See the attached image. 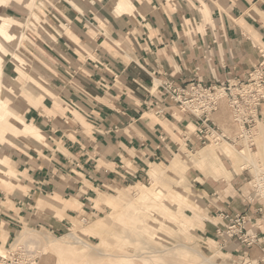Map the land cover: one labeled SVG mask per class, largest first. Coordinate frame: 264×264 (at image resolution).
<instances>
[{
  "label": "crops",
  "instance_id": "1",
  "mask_svg": "<svg viewBox=\"0 0 264 264\" xmlns=\"http://www.w3.org/2000/svg\"><path fill=\"white\" fill-rule=\"evenodd\" d=\"M88 2L64 6L68 31L37 48L45 60L67 62L38 71L47 91L21 102L23 118L43 138L11 134L0 142L15 170L13 178L0 179V250L24 229L62 234L75 219L100 215L106 195L152 180L154 163L203 145L196 122L160 95L163 80L177 86L197 77L208 86L246 81L263 60L264 0H133L132 13L120 15L102 0ZM211 118L228 136L235 133L225 102ZM227 164L209 175L191 173L203 213L212 218L202 215L196 228L240 254L239 243L232 247L236 240L220 235L228 222L222 216L253 215L260 203L247 202L246 178ZM258 232L264 240V222ZM263 245L249 249L253 258Z\"/></svg>",
  "mask_w": 264,
  "mask_h": 264
},
{
  "label": "rangeland",
  "instance_id": "2",
  "mask_svg": "<svg viewBox=\"0 0 264 264\" xmlns=\"http://www.w3.org/2000/svg\"><path fill=\"white\" fill-rule=\"evenodd\" d=\"M88 1L90 0H0V22L8 20L11 25V36L8 39L0 35V95L9 101L0 109V142L7 141L11 134L22 136L19 128H28L32 124L23 118L24 106L21 102L28 101L29 98L31 101L33 95L47 91L45 79L40 72L67 63L61 56L51 58L52 61L43 59L39 55L41 51L37 49L39 44L48 39L55 40V35L61 34L63 29L68 31L62 14L64 6L70 3L80 9L78 4ZM102 1L108 3L110 10L113 13L116 11L115 14L118 15L130 14L135 9L133 0H125L129 8L121 0ZM262 129L264 123H258L252 148L234 146L224 140H211L193 152L184 147L182 150H186V162L178 170L172 168V158L166 164H158L168 172L156 183L161 187L159 191L152 192L154 181L149 176L145 183L134 188L106 195L105 199L111 201L105 200L108 208L103 213L86 218L85 221L75 219L70 229L62 234L47 233L36 228L24 229L12 246L8 249L1 248L0 264H9V252H15L22 246L35 250V264H249L256 259L251 256V252L247 254L248 257L241 256L236 250L228 253L227 249L219 248L215 240L197 232V222L202 223V215L206 219L212 218L203 213L205 203L197 189L200 186L194 185L191 173L200 169L209 175L214 168L220 165L222 167L228 161L239 175L246 178L244 190L249 188L254 192V186L255 193L264 204ZM33 136L34 140L43 138L37 127ZM202 148L213 151L210 152V158L198 161L199 164L196 163L197 152ZM243 149L251 152L249 162L239 156L238 152ZM229 151L235 152L238 159L234 160ZM215 156H219L215 160L216 165L212 164ZM0 158L5 160L11 176L7 178L0 167V179L7 181L15 176V170L3 153H0ZM226 179L229 182L230 177L227 176ZM259 179L263 181L262 187L259 186ZM174 197L179 198L180 202ZM111 213L112 216L109 217ZM99 220H108L107 232L103 234L107 238L103 244L98 235L87 232ZM237 245L238 242L235 241L232 247ZM26 259L20 258L17 264H29Z\"/></svg>",
  "mask_w": 264,
  "mask_h": 264
},
{
  "label": "built area",
  "instance_id": "3",
  "mask_svg": "<svg viewBox=\"0 0 264 264\" xmlns=\"http://www.w3.org/2000/svg\"><path fill=\"white\" fill-rule=\"evenodd\" d=\"M262 51V50H261ZM263 60L255 67L246 81L237 78L227 79L215 85H205L199 77L193 79L185 86H177L171 80H163L160 84V95L174 101L175 106L183 113L189 115L197 126L195 135L198 140L206 144L215 141H227L234 146H254V136L258 123H264V52ZM212 54L207 53L205 60L211 61ZM226 102L235 133L228 136L212 121V115L219 111L221 103ZM158 113L164 112V108H158ZM253 191L246 196L249 204L256 201L260 205L253 215L238 213L234 216L223 215L227 225L221 236L236 240L241 246V253L247 256L249 249L260 243H264L258 232V224L264 222V204L261 198ZM87 220L86 218L82 219ZM263 221V222H261ZM220 231V230H219ZM9 264H17L20 258L26 259L29 264H35V250L28 246H22L18 250L10 251ZM34 258V259H32ZM249 264H264V245L259 258Z\"/></svg>",
  "mask_w": 264,
  "mask_h": 264
},
{
  "label": "bare ground",
  "instance_id": "4",
  "mask_svg": "<svg viewBox=\"0 0 264 264\" xmlns=\"http://www.w3.org/2000/svg\"><path fill=\"white\" fill-rule=\"evenodd\" d=\"M117 1H120V0H117ZM121 2H124L125 3V5H126V7H130L129 6V4L125 1V0H121ZM115 13H116V11H114ZM11 25H10V23H9V21L8 20H3L2 22H0V35H3V38H5V39H8L10 36H11V34H10V30H9V27H10ZM33 90V89H32ZM30 91V90H29ZM35 91V90H34ZM37 92V91H36ZM30 94H31V92H29ZM35 94V93H34ZM33 95V94H32ZM32 97H36V95H33ZM42 98V95L41 94H39V96H37L35 99H41ZM32 99H34V98H32ZM9 103V101L7 100V99H3L2 97H1V95H0V109H1V107L3 106V105H7ZM263 127V126H262ZM19 128V127H18ZM260 128V127H259ZM35 129H36V127H35V125L32 123L28 128H19V132L22 134V136H25V138L26 139H33V134L35 133ZM259 130V129H258ZM260 133V132H259ZM261 135H262V137L264 136V129H262L261 130V133H260ZM259 134V135H260ZM256 136V135H255ZM259 137V136H258ZM263 141V140H262ZM264 143V142H263ZM264 145V144H263ZM224 148L225 149H227V147H225L224 146ZM228 150V149H227ZM246 150L247 149H243V150H241V151H239L238 153H239V156H240V158H242V160H244V161H250V156L249 155H251L250 153V151H248L247 150V152H246ZM213 150H211V151H207V150H205V148H202V149H200L198 152H197V160H196V163H199L200 162V160H207L208 158H210V156H211V154H210V152H212ZM215 151V150H214ZM230 152V151H229ZM231 153V157L234 159V160H236V158L238 159V156L235 154V152H230ZM255 155V154H254ZM220 156V155H219ZM219 156H215L214 158H213V160L215 161L216 160V158L217 157H219ZM186 150H182V151H180L179 153H176V154H174V156L172 157V159H171V166H172V168L173 169H175V170H178V168H179V166L181 165V164H183V163H185L186 162ZM212 159V158H211ZM232 159V160H233ZM263 159V158H262ZM218 160V159H217ZM199 161V162H198ZM243 161V162H244ZM235 162H237V161H235ZM6 162H5V160H1V158H0V167L2 168V170L4 171V175L8 178V177H11L10 176V173H9V171H8V168H7V165L5 164ZM216 163V161L215 162H212V164H215ZM220 163V162H219ZM218 163V164H219ZM200 164V163H199ZM223 164V163H222ZM216 165V164H215ZM220 165V164H219ZM218 165V166H219ZM243 166V165H242ZM255 166V165H254ZM257 166V165H256ZM220 167H221V165H220ZM150 175H152V180L154 181L153 182V185H152V192L153 193H155L156 191H159L160 190V186L158 185V184H156L157 183V181L158 180H160L161 178H163V177H165L167 174H168V172H166V169H164L163 167H161L160 165H158V164H153V166H152V169H151V171H150ZM262 178V177H261ZM262 180V179H261ZM259 181H260V179H259ZM263 182V181H262ZM261 181L259 182L260 184H259V186L260 187H262L263 186V183H262ZM259 187V188H260ZM104 193V192H103ZM148 195H145V197H147ZM172 197V196H171ZM178 197V196H177ZM173 199H175V200H177V201H179L180 202V199L179 198H173ZM106 201H111L110 199H106ZM193 215V214H192ZM112 216V213L109 215V217H111ZM108 223V220H107V222H104L103 220H99V221H96L94 224H92L91 226H90V228L88 229V231L87 232H89V233H92V234H94V235H98V237L100 238V242L103 244V243H105L106 242V238H107V236H103V234L104 233H106L107 232V226H106V224ZM80 232V231H79ZM80 234H82V235H85V234H83L82 232H80ZM122 239V238H121ZM84 244L85 245H87V246H89V247H91V245L89 244V243H86V242H84ZM147 250V249H146ZM160 251H162V250H160ZM194 251V250H193ZM148 253H150V251H147ZM157 260V259H156ZM207 261H208V259H207ZM158 262V261H157ZM210 263H211V260H210ZM216 264V263H215Z\"/></svg>",
  "mask_w": 264,
  "mask_h": 264
}]
</instances>
